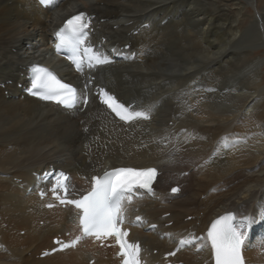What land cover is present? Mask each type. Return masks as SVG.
Wrapping results in <instances>:
<instances>
[{"label":"bare ground","instance_id":"obj_1","mask_svg":"<svg viewBox=\"0 0 264 264\" xmlns=\"http://www.w3.org/2000/svg\"><path fill=\"white\" fill-rule=\"evenodd\" d=\"M75 11L94 17L90 40L98 51L135 54L132 62L90 75L93 86L116 95L130 111L145 112L148 122L136 121L126 131L93 98L82 113L63 111L16 87L35 62L61 65L51 60L48 43ZM241 44L257 48L242 53ZM262 53L264 0H64L45 10L34 0H0V264H119L114 250L87 243L43 261L25 256L34 244L50 249L56 235L76 232L74 212L45 211L34 193L27 194L34 189L32 175L50 167L67 172L70 195L77 198L106 167L150 166L161 171L153 197L128 208L129 223L134 217L146 222L131 233L142 243L145 264H165L179 240L204 235L227 212L255 219L243 255L247 264H264V111L258 98L264 78L250 77L264 64ZM60 74L82 80L65 68ZM224 116L231 119L219 122ZM186 217L194 220L184 223ZM39 221L50 227L35 226ZM153 224L156 230L144 232ZM186 257L190 264H212L204 240L175 262L184 264L179 259Z\"/></svg>","mask_w":264,"mask_h":264},{"label":"snow or ice","instance_id":"obj_2","mask_svg":"<svg viewBox=\"0 0 264 264\" xmlns=\"http://www.w3.org/2000/svg\"><path fill=\"white\" fill-rule=\"evenodd\" d=\"M89 17L85 12L71 16L65 22L64 27L56 33L58 40L57 49L69 47L72 50V59L80 70L83 58L79 56L81 47L86 43V29L89 27ZM84 56L87 57L89 66L107 63L106 58H102L99 53H95L91 47L83 49ZM32 85L29 92L38 95L44 100H52L66 107H72L80 103L81 95L76 88L67 83H62L47 68L34 66L32 68ZM100 96L105 104L112 109L115 114L124 121H131L137 117L147 119L145 112L129 111V109L117 102L116 98L100 89ZM83 102L88 103L87 94H83ZM157 174L154 168L133 169V168H115L110 172L105 171L103 176L92 177V188L86 195L78 200H67L57 195L63 191L65 196L68 192V177L60 173L57 182L53 185L52 192L61 204L74 205L80 212L79 225L83 237H94L96 240H103L114 237L116 244L120 248L118 255L123 257L122 264H140L139 254L140 246L130 244L125 237L128 233L121 229L120 225L124 223L123 202L130 200L134 188L146 189L152 192V181ZM178 188H173L172 192H178ZM53 205L49 204L48 207ZM137 219H141L137 217ZM264 220V216H261ZM236 217L229 213L213 221L207 232V240L211 244L215 264H245L242 256V249L248 237L245 230L250 224L255 223L254 218L243 217L237 224ZM73 241V245L77 243ZM57 243H60L57 241ZM190 243L186 239L180 241V245ZM69 245H61V248H67ZM179 250V249H177ZM199 250V249H198ZM174 256L175 252L168 253Z\"/></svg>","mask_w":264,"mask_h":264},{"label":"rangeland","instance_id":"obj_3","mask_svg":"<svg viewBox=\"0 0 264 264\" xmlns=\"http://www.w3.org/2000/svg\"><path fill=\"white\" fill-rule=\"evenodd\" d=\"M113 29H115V28H113ZM252 47V48H251ZM257 47H253V46H251L250 44H241L240 46H239V49H242L240 52H242V53H247V52H249V50L250 49H252V51L253 50H255ZM248 59H250V57L248 56L247 57ZM259 59L258 60H260V63H264V62H261V61H264V54L262 53L261 54V56L260 57H258ZM261 68H262V70H261ZM250 77H255V81H260V79H261V76H263V78H264V64H260V65H258L257 67H256V69L254 70L253 69V72L252 73H250ZM262 87H264V80H263V82H262ZM258 98L261 100V103H260V106L262 107V110L264 111V105H262V104H264V91H262V93H260V94H258ZM18 99V98H17ZM194 118L195 119H200V115L199 116H196V115H194ZM226 118H229L228 116H224V117H222V118H220L219 119V122H222V121H226L225 119ZM231 118H229V120H230ZM171 125V123H169V126ZM171 127V126H170ZM87 130V129H86ZM196 171V169L194 170V172ZM187 172H185V173H182V177H186L187 175ZM196 175H198V177H201V176H203V173H201V174H196ZM197 177V176H196ZM205 177L203 176V179H204ZM198 179V178H197ZM199 193L200 194H202L203 193V191H201V190H199ZM207 196H209V194H207ZM203 199V197H201L200 198V200H202ZM203 200H205V199H203ZM62 210V209H61ZM168 215H169V213L168 214H164V215H162V219H166V217L168 218ZM199 216L201 217L202 216V213H200L199 214ZM192 217V216H191ZM191 217H186V219H183V222L184 223H186V222H191L192 220H194V219H191ZM193 218V217H192ZM37 224V225H36ZM39 225V226H38ZM196 225H198V223L196 222L195 223V227H196ZM35 226H38V227H41V228H43L44 227V229L45 228H47V227H50V226H48V224H47V222H43V221H39V222H35ZM166 227H169L170 226V223H168V224H166L165 225ZM48 229V228H47ZM46 230V229H45ZM18 231V232H17ZM16 231V234H18V236H20V238L21 239H23V237H24V239L26 238V235H24V236H21V235H23V234H25V232L22 230H17ZM23 233V234H22ZM54 235V234H53ZM49 238L50 237H48V243H50L49 242ZM163 238H160V240H162ZM36 245V246H35ZM258 246H262V241H259L258 242V244H257ZM33 247H35V248H33ZM252 247V246H251ZM3 249L4 247H0V249ZM41 248H43L42 247V245L41 246H39L38 244H34V245H32V249H30V247L29 248H27V251H28V249H29V251H31V253L30 252H26V255L25 256H27L28 258H30V259H32L33 261H43L44 259H39L38 258V256H39V254L41 253V251L43 250V249H41ZM77 248H80V247H77ZM33 250V251H32ZM38 250H40L39 252H37ZM75 251V250H74ZM71 252V250L68 252V253H70ZM31 255H30V254ZM65 253V252H64ZM153 254L154 255H157V251L155 250V251H153ZM179 261H181V262H183L184 264H190V263H188L189 262V259H188V257H186V260H183V259H179Z\"/></svg>","mask_w":264,"mask_h":264}]
</instances>
